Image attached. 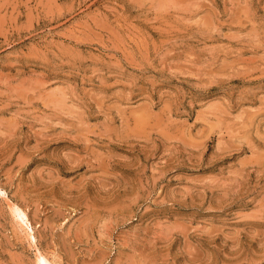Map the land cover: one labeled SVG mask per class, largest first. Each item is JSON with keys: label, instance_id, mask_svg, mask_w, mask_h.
Here are the masks:
<instances>
[{"label": "rangeland", "instance_id": "374dc122", "mask_svg": "<svg viewBox=\"0 0 264 264\" xmlns=\"http://www.w3.org/2000/svg\"><path fill=\"white\" fill-rule=\"evenodd\" d=\"M39 252L264 264V0H0V264Z\"/></svg>", "mask_w": 264, "mask_h": 264}, {"label": "bare ground", "instance_id": "6f19581e", "mask_svg": "<svg viewBox=\"0 0 264 264\" xmlns=\"http://www.w3.org/2000/svg\"><path fill=\"white\" fill-rule=\"evenodd\" d=\"M20 210V209H19ZM20 212V211H19ZM24 218V217H23ZM23 221V220H22ZM39 256V260L44 264H49V261L46 259V257L44 256V254L42 252L38 253Z\"/></svg>", "mask_w": 264, "mask_h": 264}]
</instances>
